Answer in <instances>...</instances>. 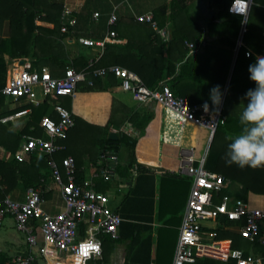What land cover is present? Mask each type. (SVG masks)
<instances>
[{"label":"built area","instance_id":"obj_1","mask_svg":"<svg viewBox=\"0 0 264 264\" xmlns=\"http://www.w3.org/2000/svg\"><path fill=\"white\" fill-rule=\"evenodd\" d=\"M253 0H231L228 11L241 17L239 34L235 44V55L242 46V36L247 31V19ZM264 10V5H263ZM99 12L93 13L98 19ZM135 19L150 22L157 31L151 11L135 14ZM61 32H67L76 24L74 9L63 3L61 11ZM117 21L116 6L112 7L107 17V31L100 38L79 36L77 41L86 47L96 48L97 59L107 43H118L120 39L112 28ZM165 32V31H164ZM207 42L202 32L195 42L185 41L188 53L204 46ZM252 51L246 49L244 55L251 56ZM26 60L12 59L11 72L0 93L14 100L38 104L47 95L73 96L79 82L90 84L86 70H76L66 66L60 75H53L47 66L39 70H31ZM111 73L119 80L118 86L132 93L137 107L158 102L173 112L208 129L211 140L218 124L224 120L218 113H205L200 103H191L186 97L175 95L165 80L155 87H147L133 71L120 66L109 65L96 68L93 75L104 76ZM30 107L19 108L9 115L0 117L6 122L30 113ZM72 112L62 104L53 106L52 115H43L38 126L43 135H23L22 141L14 153L18 161L25 160L33 151L46 153L47 165L55 184L58 186L64 206L57 213L50 214L42 209L43 192L41 189L28 186L24 190L23 199L17 200L5 196L0 198V220L9 216L15 228L25 235L29 247H38L37 252L45 257L44 264H72L67 258L77 254L84 257L85 264L101 257V235L117 238L118 227L122 217L108 207V196L95 189L90 182L76 181V165L71 154L63 156L58 162L53 154L64 148L59 143L74 126ZM34 129V127H31ZM121 131L130 134L123 128ZM205 149L201 156L195 157L191 148L180 151L178 170L191 178L190 189L186 198L183 218L174 249L172 264H189L198 258L207 257L219 261L232 260L234 264H264V260L245 252L242 248L232 246L231 238H217L214 230L217 225L228 229L233 225L236 232L250 244L258 243L264 247V207L256 206L248 200L235 196L231 190L232 181L223 174L208 170L205 167L207 155ZM100 161L94 168L93 175L109 179L118 162V152L107 148L101 151ZM211 220L214 224H203ZM230 221L232 224H224ZM82 231V232H80ZM40 236L41 244L38 243ZM50 251V253H49ZM87 253V254H85ZM37 253L29 250L26 253L9 257L8 264H35ZM52 254L54 260L50 258ZM51 255V256H52Z\"/></svg>","mask_w":264,"mask_h":264},{"label":"trees","instance_id":"obj_2","mask_svg":"<svg viewBox=\"0 0 264 264\" xmlns=\"http://www.w3.org/2000/svg\"><path fill=\"white\" fill-rule=\"evenodd\" d=\"M212 1L217 7V12L212 20L218 19V22H216L217 26L213 27L217 32L219 31L218 40L227 42L230 46L235 47L241 17H230L232 13L228 11V5L231 0ZM63 3L64 0H0V28L2 22H6L8 25L7 36L0 37V88L5 83V78L2 77V74L6 70V65L2 59L3 55L7 54L10 58L29 57L31 70H39L43 65H46L53 75H60L66 66H72L76 70H86L91 83L79 82L76 91L106 90L109 87L118 86L119 80L111 73H107L104 76L92 74V71L96 68L116 64L136 73L149 88H153L161 80H165L175 95L184 96L191 103L202 104L204 100L208 99L209 89L207 87L209 83L205 79L201 80L200 76L195 74L194 71L188 72V67H191L193 59L188 54L185 41L195 42L202 31L198 24H189L181 29V21L178 18L181 15V0H170L168 4H162L153 11V20L159 27H163L168 23L170 34L167 43L163 41V33H156L150 22L133 19L134 23L147 27L149 43H158L163 48V51H149L142 48L141 45L134 47L129 38H127L123 44L107 43L102 54L97 59L95 58L96 55L93 57H87L86 55L67 57L65 39L70 35L71 30L69 29L67 32L60 31V15ZM263 5L264 0H253L251 4L247 19V31L242 36V46L239 48L235 58L233 75H235L240 64L244 62V59L246 63L250 62L254 52L264 55ZM167 8L169 9V14L166 18L164 12ZM251 17H253V20L249 26ZM112 28L117 30L118 22ZM83 47L86 49L91 48ZM246 49L252 51L251 56L247 57L244 55ZM233 75L227 89L228 91L232 90ZM184 79H191L193 86H198L200 89L197 92L195 91L194 94L186 93V84L183 83ZM227 95L224 98L225 101ZM3 96L0 93V105L4 99ZM56 103L62 104L71 111V96L68 95H47L38 104L25 102V104L11 110L10 113L23 107H30L31 109L30 113L26 115L22 127L17 131L9 129L7 122L4 124L0 121V147L13 155L23 134L43 135L41 128L38 126L40 118L45 114L52 115L53 106ZM161 107L158 102L141 107L129 105L115 94L111 104L110 116L102 126L89 124L80 116L72 113L75 124L59 140V143L64 145V148L53 154V157L59 162L63 156L71 154L76 165V181L81 182L84 178V171L80 169L83 156L87 154L89 157H96L107 148L118 151L121 144H124L130 153V157L127 163H123L119 152L114 173L118 172L121 177L129 180L130 177L136 174L134 176L135 181L137 179L141 181L150 179L153 185V176L150 174L151 169L155 167L164 168L160 165L156 166L152 163L139 161L136 157V151L139 141L144 140L152 129H155V126L159 124ZM163 109L184 120L185 133L183 136L179 135L178 147L191 148L194 156L199 157L208 139V129L185 119L167 107ZM123 124L138 129L139 134L137 137L129 136L125 132L119 131L122 135L118 139H110L108 137L110 131L113 128L118 129ZM31 127H34V129H31ZM241 129L242 125L240 121L237 122V118L232 116L224 117L223 122L218 124L210 140L205 167L208 170L223 174L224 177L232 182L239 183L244 195L249 191L256 194H264V167H245L242 169L236 164L226 163L225 154L228 150V144L241 132ZM89 143L97 144L96 151L89 152L87 150V147L93 146L95 148V145H89ZM158 146L159 143L152 144L148 142L143 150L150 151L152 148V151L156 152ZM48 158L49 156L46 153L40 151H33L23 161H18L13 156L10 159H4L0 156V198L5 197L18 184H22L25 188L28 186L42 187V180L51 175L47 165ZM133 170L134 174L132 173ZM96 188L100 190L97 186ZM235 196L246 198V196L244 197L239 193H235ZM224 224L228 225L232 224V222L224 221ZM214 230L217 238H231L232 246L242 248L246 253L255 252L261 246L258 243L250 244L246 239L241 238L238 233L228 231L221 225H217ZM104 257V254H102V257L97 259V264H101L104 261ZM6 260V258L2 257L0 264H6ZM190 264H234V262L232 260L219 261L200 258Z\"/></svg>","mask_w":264,"mask_h":264},{"label":"crops","instance_id":"obj_3","mask_svg":"<svg viewBox=\"0 0 264 264\" xmlns=\"http://www.w3.org/2000/svg\"><path fill=\"white\" fill-rule=\"evenodd\" d=\"M64 1L74 9L77 18L76 24L71 28L70 35L65 39L67 57L71 58L72 56L78 55L93 57L97 54L98 51L96 48H84L83 45L77 41V38L79 36H89L92 38L102 37L107 31V17L113 6H116L118 19V29H114L120 39L118 44H123L124 41L129 38L134 47H136V45H141L142 48L149 51H163V48H161L158 43H149L147 27L134 23L133 19H135V14L148 11L153 13L158 6L168 4L170 0ZM208 1L209 8L214 11L211 16H206L200 12L197 6V0H181V15L178 16V18H180L181 21V29L189 24H201V31L205 32L207 39L204 46L188 53L193 59L191 67H188V72L194 71L195 74L200 76L199 78L201 80L205 79V81L209 83L207 87L209 90L214 85H221L223 82L222 88L225 91V98L233 75L237 54L235 55V47L230 46L227 42L218 40L219 31L217 32L214 28L208 31L205 28V24L208 23L206 20L210 19L212 21V18L217 12V7L214 2L212 0ZM95 11L99 12L98 19L93 18V13ZM164 13L167 18L169 9L167 8ZM215 22H218V19H216ZM157 27L165 31H157L153 28L156 33H163V41L167 43L170 34L168 23L163 27H159L158 25ZM7 34L8 25L6 22H2L0 37H5ZM257 55L262 54H256L254 52L253 57L248 63H246L244 59V62L240 64L235 75H233L232 90L228 91L227 99L226 101L223 99V104L220 108L223 117L232 116L237 118V122L240 121V115L246 105L245 93L249 88L255 86V82L249 79L250 74L248 67L251 63L255 62ZM16 58L20 59V61L26 60L31 64L29 57ZM16 58H10L7 54L3 55L2 60L6 65V70L8 67V74L5 81L11 72L12 59ZM44 66L46 65L42 67ZM183 83L186 84V93L188 94H194L195 91L197 92V90L200 89L198 86H193L191 79H184ZM122 92L125 91L119 86L96 91L78 90L71 96V112L74 115L80 116L89 124L102 126L107 122L110 116L111 104L115 94L118 95L121 100L129 104L126 98L123 97L124 95ZM3 97V102L0 105V114H3L0 115V117L11 114V110L25 104V101L21 99L14 100L11 97ZM153 104L154 103H150L149 105ZM131 105L135 106V103ZM163 108L164 106L161 107V119L158 124L160 126H155V129H152L144 140L142 139L139 141L136 151V157L139 161L152 163L156 166L160 165L166 170L159 167L151 169L150 174L153 176V185L150 179H145L143 181L137 179L135 181L134 176L136 174L130 177V180L121 177L118 172H113L109 179H104L100 175L92 176L94 168L97 167L100 161V154L96 157H89L86 154L83 156V160L80 163V169L84 171L83 182H90L95 189H97V186L100 189L99 191L105 193L108 196V207L116 211L122 217V222L118 227L117 238L113 239L108 235L100 236L102 246L101 257L102 254L105 256L101 264H104L106 260H110L111 256L114 259L112 264H120V262H127L128 264H151L155 256L159 258L161 264H172L185 202L190 189L191 178L178 170L180 151L189 149L183 146L178 147L179 135L181 134L183 136L185 133L186 127L184 126V120ZM25 118L26 115H23L6 121L8 123V128L14 131L19 130ZM6 122L2 123L5 124ZM123 128L130 133H126L129 136L137 137L139 134L138 129L123 124L118 127V129L113 128V131L118 134V138L122 135L119 131H121V129L123 130ZM23 135L21 136L19 144L22 141ZM148 142L152 144L159 143L156 152H153L152 148L150 151L143 150L145 144H148ZM117 152L118 155L120 152V159L123 160L122 162L127 163L130 153L124 144H121L120 150ZM0 156L4 159H10L11 156L14 157V154L12 155L4 148L0 147ZM132 173L134 174V170ZM42 182V187H39L43 192L44 198L42 209L50 214L57 213L62 210L64 206L60 190L53 181L51 175L45 177ZM90 183L88 186H90ZM239 188H241L240 184ZM24 190L25 187L22 186V184H18L5 196L20 200L23 199ZM129 192L130 194L126 196ZM235 193L236 192H234V194ZM248 193L257 198L264 197V194H256L250 191ZM245 200H248V198L246 197ZM253 204L256 205L255 203ZM227 230L236 232L233 225L229 226ZM20 234L21 237L10 233L3 218L0 220V253L2 257L7 259L6 264H8L10 256L20 253L23 254L29 250L37 253L35 264H37V261L44 264L45 257L37 252L38 247H29L25 235L21 232ZM38 243L41 244L40 236H38ZM253 254L264 260V247L263 255H257L255 252H253ZM51 255L52 254H49L50 258L54 260L53 255ZM126 258H128V261H125ZM66 261H70L74 264L73 257L67 258ZM96 261L97 259L89 261L88 264H97Z\"/></svg>","mask_w":264,"mask_h":264},{"label":"clouds","instance_id":"obj_4","mask_svg":"<svg viewBox=\"0 0 264 264\" xmlns=\"http://www.w3.org/2000/svg\"><path fill=\"white\" fill-rule=\"evenodd\" d=\"M249 79L255 82L245 93L246 105L240 115L241 132L228 144L225 160L240 168L264 167V55H257L248 67ZM225 91L219 84L210 88L208 99L201 107L205 113H218L223 104ZM74 264H85L77 254Z\"/></svg>","mask_w":264,"mask_h":264},{"label":"rangeland","instance_id":"obj_5","mask_svg":"<svg viewBox=\"0 0 264 264\" xmlns=\"http://www.w3.org/2000/svg\"><path fill=\"white\" fill-rule=\"evenodd\" d=\"M230 17H240V16H238V15H235V14H231V16ZM252 20H253V17H251L250 18V20H249V26L251 25V23H252ZM206 22H208L207 24H205V28L209 31L210 29H212L214 26H217V24H216V22L215 21H211L210 19H207L206 20ZM199 27L201 26V24H199L198 25ZM76 44V43H75ZM7 74H8V67H7V70H5V72H4V74H2V77L3 78H6L7 77ZM122 94L124 95L123 97L124 98H126V101L131 105L132 103L134 104L135 103V100H134V98H133V96H132V93L131 92H129V91H125V92H122ZM207 142H208V140L206 141V144H205V146H204V149H205V147H206V145H207ZM89 145H95V148L92 146V147H87V150L89 151V152H92L93 150L94 151H96V148H97V144L95 143H89ZM204 149H203V152H204ZM202 152V153H203ZM231 190L233 191V192H236V193H239V194H241L242 196H246L247 198H248V200L250 201V202H252V203H255L256 205H258V206H263L264 207V197H261V198H257V197H255V196H251V195H249V193H246L245 195H244V193H243V191L241 190V188H239V184H237V183H235V182H232V184H231ZM3 220L6 222V224H7V229L9 230V232L10 233H13V234H16L17 236H19V237H21V234H20V232L15 228V226H14V221H13V219L12 218H10V217H5V218H3ZM215 222L214 221H211V220H206V221H203V224H209V225H211V224H214ZM258 246V245H257ZM257 246H256V248H257ZM255 253H257V255H263V247L262 246H259L258 248H257V250H255ZM2 258V254L0 253V259ZM113 257L111 256V258H110V260H106L105 262H104V264H112L113 263ZM125 261H128V258H126V260ZM37 264H42L40 261H37ZM120 264H128L127 262L125 263H122V262H120ZM151 264H161V262L159 261V258L158 257H154L153 258V262L151 263Z\"/></svg>","mask_w":264,"mask_h":264},{"label":"water","instance_id":"obj_6","mask_svg":"<svg viewBox=\"0 0 264 264\" xmlns=\"http://www.w3.org/2000/svg\"><path fill=\"white\" fill-rule=\"evenodd\" d=\"M197 6L201 13H203L206 16H211L213 14V10L209 8V1L208 0H197ZM22 62V60L20 61ZM110 139H117L118 134L115 131H110L109 136ZM210 140H208L207 145L205 149H208Z\"/></svg>","mask_w":264,"mask_h":264},{"label":"snow or ice","instance_id":"obj_7","mask_svg":"<svg viewBox=\"0 0 264 264\" xmlns=\"http://www.w3.org/2000/svg\"><path fill=\"white\" fill-rule=\"evenodd\" d=\"M85 254H87V253H85Z\"/></svg>","mask_w":264,"mask_h":264}]
</instances>
